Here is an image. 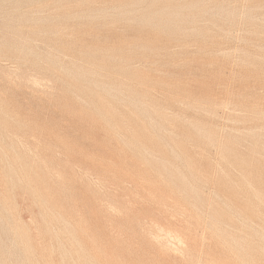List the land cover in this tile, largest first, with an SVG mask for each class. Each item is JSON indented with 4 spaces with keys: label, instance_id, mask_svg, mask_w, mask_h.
I'll use <instances>...</instances> for the list:
<instances>
[{
    "label": "rangeland",
    "instance_id": "rangeland-1",
    "mask_svg": "<svg viewBox=\"0 0 264 264\" xmlns=\"http://www.w3.org/2000/svg\"><path fill=\"white\" fill-rule=\"evenodd\" d=\"M0 264H264V0H0Z\"/></svg>",
    "mask_w": 264,
    "mask_h": 264
}]
</instances>
